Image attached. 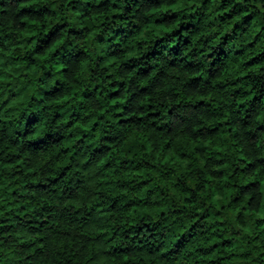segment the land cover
Listing matches in <instances>:
<instances>
[{"label": "trees", "instance_id": "16d2710c", "mask_svg": "<svg viewBox=\"0 0 264 264\" xmlns=\"http://www.w3.org/2000/svg\"><path fill=\"white\" fill-rule=\"evenodd\" d=\"M0 264H264V0H0Z\"/></svg>", "mask_w": 264, "mask_h": 264}]
</instances>
